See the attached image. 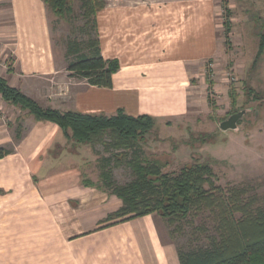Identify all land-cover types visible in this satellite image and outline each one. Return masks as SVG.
<instances>
[{"label": "crops", "instance_id": "crops-1", "mask_svg": "<svg viewBox=\"0 0 264 264\" xmlns=\"http://www.w3.org/2000/svg\"><path fill=\"white\" fill-rule=\"evenodd\" d=\"M150 2L113 10L105 1L97 13L101 56L119 62L106 88L58 64L42 0H0V76L42 107L106 116L121 109L152 117L157 130L187 113L191 54L207 56L215 42L206 17L193 25L191 11L155 13ZM8 106L0 95V109ZM7 129L0 121V146L13 150L0 158V264H180L163 220H107L121 201L82 171L97 149L50 121L33 119L17 141Z\"/></svg>", "mask_w": 264, "mask_h": 264}, {"label": "rangeland", "instance_id": "rangeland-1", "mask_svg": "<svg viewBox=\"0 0 264 264\" xmlns=\"http://www.w3.org/2000/svg\"><path fill=\"white\" fill-rule=\"evenodd\" d=\"M105 1L113 10L146 6L142 5V0L130 1L129 5L121 4L127 0ZM149 1L155 13L183 15L191 11L193 25L199 18L206 17L214 29L215 49L207 56L191 54L188 68L192 83L187 113L172 121L160 122L157 130L146 135L140 142L142 158L157 161L163 172L177 171L196 160L207 162L214 172L216 186L245 188L243 200L253 199L257 205H264V53L254 63L259 33L264 26V0ZM70 4L72 14L67 19L47 12L51 45L58 64L65 66L68 40L87 38L81 31L85 20L81 17L77 0L70 1ZM231 90L236 94L235 99L230 96ZM248 90L258 99L254 95L252 98ZM7 104L10 105L7 110L0 109V121L7 125V134L12 141H17L34 118L28 110L13 103ZM238 111H244V115L237 128L222 131L220 122ZM97 151L96 163L85 159L82 170L84 176L98 179L93 181L94 184L100 183L99 159L103 155L109 156L102 146H97ZM124 152L119 150L114 154L121 160L120 154ZM111 170L119 184L131 179V172L124 164H114ZM153 215L163 220L164 233L182 250L204 245L215 235V218L207 211L191 217L190 221L172 224L158 214Z\"/></svg>", "mask_w": 264, "mask_h": 264}, {"label": "trees", "instance_id": "trees-1", "mask_svg": "<svg viewBox=\"0 0 264 264\" xmlns=\"http://www.w3.org/2000/svg\"><path fill=\"white\" fill-rule=\"evenodd\" d=\"M70 1L42 0L47 12L62 19L72 14ZM77 2L81 17L85 20L81 31L87 38L68 40L64 53L68 76L85 80L88 85L111 87L112 75L119 69V62L117 59L105 60L101 56L96 22V15L103 9L105 1ZM90 24L92 26L88 28ZM263 53L264 26L259 33L254 63ZM0 95L5 102L28 110L34 120L55 123L67 139L89 144L95 151L97 146H102L104 153H109V156L103 155L99 159L100 183L96 187L115 195L121 201V206L109 214L107 220L158 214L172 224L190 221L191 217L207 211L215 218V235L209 237L204 245L187 250L178 248L180 264H264V205H257L253 199L243 200L245 188L224 189L216 186L214 172L207 162L196 160L177 171L163 172L157 161L143 159L140 142L153 131L155 120L152 117L129 116L121 109L106 116L42 107L19 89L10 86L1 76ZM249 95L258 99L256 94ZM230 96L236 98L233 90ZM119 150L125 151L120 154L121 160L114 154ZM12 151L0 146V158ZM114 164L127 166L131 179L117 183L111 170ZM85 183L94 186L89 181Z\"/></svg>", "mask_w": 264, "mask_h": 264}, {"label": "water", "instance_id": "water-1", "mask_svg": "<svg viewBox=\"0 0 264 264\" xmlns=\"http://www.w3.org/2000/svg\"><path fill=\"white\" fill-rule=\"evenodd\" d=\"M244 111H238L231 114L228 118L221 121L219 127L222 131L235 130L237 128V122L243 117Z\"/></svg>", "mask_w": 264, "mask_h": 264}, {"label": "flooded vegetation", "instance_id": "flooded-vegetation-1", "mask_svg": "<svg viewBox=\"0 0 264 264\" xmlns=\"http://www.w3.org/2000/svg\"><path fill=\"white\" fill-rule=\"evenodd\" d=\"M238 123V122H237Z\"/></svg>", "mask_w": 264, "mask_h": 264}]
</instances>
